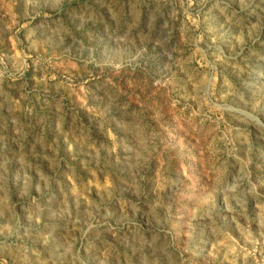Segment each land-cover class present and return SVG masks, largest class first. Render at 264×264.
<instances>
[{
	"label": "rangeland",
	"instance_id": "1",
	"mask_svg": "<svg viewBox=\"0 0 264 264\" xmlns=\"http://www.w3.org/2000/svg\"><path fill=\"white\" fill-rule=\"evenodd\" d=\"M0 264H264V0H0Z\"/></svg>",
	"mask_w": 264,
	"mask_h": 264
}]
</instances>
